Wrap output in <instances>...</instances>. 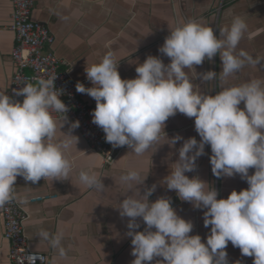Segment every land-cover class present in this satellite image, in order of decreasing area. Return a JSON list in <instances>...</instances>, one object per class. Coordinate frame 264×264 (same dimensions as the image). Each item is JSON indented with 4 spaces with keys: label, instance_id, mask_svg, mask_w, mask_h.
I'll return each mask as SVG.
<instances>
[{
    "label": "clouds",
    "instance_id": "1",
    "mask_svg": "<svg viewBox=\"0 0 264 264\" xmlns=\"http://www.w3.org/2000/svg\"><path fill=\"white\" fill-rule=\"evenodd\" d=\"M246 31L247 23L240 16L234 17L230 26L219 29L218 36L210 25L189 20L169 31L158 49L170 58L169 63L149 55L137 64L135 78L122 79L113 53L108 52L99 63L85 68L92 87L82 83L75 86L78 93L95 100L92 123L103 130L106 142L114 148L128 146L141 155L160 141L162 131L167 137L164 143L170 147L183 141L164 185L180 200L204 209L203 224L210 226L206 242L199 234H190L192 221L177 214L170 198L149 200L156 184L141 194L137 185H142L146 176L141 179L139 172L131 169L120 179L128 191L135 188L136 195H126L119 212L121 217L129 218L132 264H147L154 257H162L156 264H229V242L243 256H251L253 264H264V80L252 79L209 95L197 90L193 81H212L217 72L194 71L189 76L185 71L195 70L194 66L218 54L222 79L245 63L259 64V58L253 59L244 50L236 51ZM55 77L40 79L36 84L27 82L15 90L16 96H23L22 102L0 91V208L14 200L27 203V197L15 191L18 176L32 184L45 178L69 179L73 165L66 152L78 143L72 130L79 127V121L70 123L63 140L55 139L57 130L61 131L67 122L68 111L59 98L61 90L54 87ZM241 102L243 108L239 107ZM53 111L61 117L54 119ZM177 113L194 118L199 141L179 134L171 138L166 135L165 123ZM205 145L211 149L209 160L215 177L238 174L248 187L218 199L216 188L206 190V181L187 176L185 173L194 172L197 159L205 154ZM249 169H255L253 174L249 175ZM79 180L90 188H104L95 173L82 170ZM137 218L145 224L143 231L135 230L139 228ZM38 236L58 249L60 257L66 255L61 246L62 230L54 235L41 230Z\"/></svg>",
    "mask_w": 264,
    "mask_h": 264
},
{
    "label": "crops",
    "instance_id": "2",
    "mask_svg": "<svg viewBox=\"0 0 264 264\" xmlns=\"http://www.w3.org/2000/svg\"><path fill=\"white\" fill-rule=\"evenodd\" d=\"M32 19L45 22L55 37L51 49L55 54L71 62L72 78L85 87H92L86 77L85 68L99 63L108 52L113 53L118 63V72L122 79H132L137 75V64L143 63L147 56H158L167 64L170 58L158 51L165 37L180 23L195 20L213 28L219 35V29L230 26L236 16L247 23V31L239 42L236 51H246L253 59L261 62L245 65L228 76L221 78L222 61L219 54L211 61L205 60L201 65L185 71L192 76L194 71L202 73L208 70L217 72L212 81L193 82L197 90L209 95L226 87L238 86L252 79L264 80V0H33ZM12 5L10 0H0V91L10 97L9 87L15 65L12 60L14 34L9 29ZM30 73V71H27ZM77 93L82 101L95 109V100L87 94ZM243 108V102L239 105ZM59 119V118H57ZM67 122L56 132L57 141L64 139L69 131ZM164 131L171 138L179 134L184 139L195 137L194 118L181 113L170 117ZM72 134L78 137V143L71 146L67 158L72 161V171L68 180L41 179L37 184L26 182L18 176L15 191L25 195L27 200L44 195L53 198L42 201L21 203L26 212L24 232L32 251L48 255L46 264H132L131 237L127 235L128 217H121L120 202L126 195H136V189L127 190L121 176L129 170H137L142 185H137L141 194L146 187L156 184V190L149 197L150 201L164 196L171 199L177 214L191 220L193 230L190 234H199L202 242L210 232V226L203 224L204 209H197L191 203L182 201L177 193L168 190L165 176L175 166L178 149L183 141L170 147L167 137L161 132V139L141 155L135 154L128 146L111 148L116 152L111 164H104L101 157L88 150L86 142L75 128ZM164 143V144H163ZM162 144V145H160ZM160 145V146H159ZM210 146L205 145V154L197 159L194 172L185 173L190 178L198 176L207 182L206 190L212 186L218 190V199L227 198L232 190L247 188V181L237 174L233 177H215L211 172L209 157ZM95 173L101 177L104 185L102 191L90 188L79 180L81 171ZM255 169H249V175ZM139 228L143 231L145 224L137 218ZM63 231L61 246L66 255L60 257L58 249L50 246L48 241L38 236L41 230L50 235ZM153 230H155L153 228ZM9 243L3 237L0 218V264H8ZM229 264H253L251 256H243L238 247L228 243L226 248ZM162 257H154L156 264Z\"/></svg>",
    "mask_w": 264,
    "mask_h": 264
},
{
    "label": "built area",
    "instance_id": "3",
    "mask_svg": "<svg viewBox=\"0 0 264 264\" xmlns=\"http://www.w3.org/2000/svg\"><path fill=\"white\" fill-rule=\"evenodd\" d=\"M12 5L11 22L9 29L14 34L12 60L15 72L12 75L9 87L10 97L22 102L23 96H16L15 90L23 87L25 83L36 84L40 79H49L56 75L54 87L61 90L60 99L68 106L65 114L67 120L79 121L76 128L89 151L101 157L104 164H111L116 152L110 143L105 140L103 130L92 123L91 106L79 99L76 93V82L70 73L71 62L59 58L53 49L55 37L45 22L32 19L33 0H10ZM30 71V73H27ZM62 114L52 112L54 119ZM17 181V179H16ZM53 198L44 195L30 198L28 202L42 201ZM27 215L22 204L12 201L0 208L3 237L8 240V264H46L48 255L32 251L24 232V221Z\"/></svg>",
    "mask_w": 264,
    "mask_h": 264
}]
</instances>
